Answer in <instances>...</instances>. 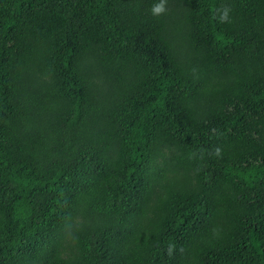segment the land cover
Returning a JSON list of instances; mask_svg holds the SVG:
<instances>
[{"label":"trees","instance_id":"obj_1","mask_svg":"<svg viewBox=\"0 0 264 264\" xmlns=\"http://www.w3.org/2000/svg\"><path fill=\"white\" fill-rule=\"evenodd\" d=\"M0 264H264V0H0Z\"/></svg>","mask_w":264,"mask_h":264},{"label":"clouds","instance_id":"obj_2","mask_svg":"<svg viewBox=\"0 0 264 264\" xmlns=\"http://www.w3.org/2000/svg\"><path fill=\"white\" fill-rule=\"evenodd\" d=\"M155 10H156V11H159V10H161V9H160V7L158 6Z\"/></svg>","mask_w":264,"mask_h":264}]
</instances>
